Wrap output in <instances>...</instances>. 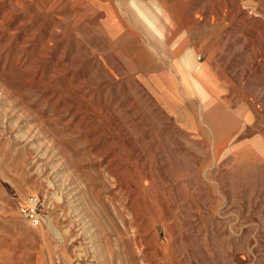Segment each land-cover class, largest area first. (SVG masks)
<instances>
[{
    "label": "rangeland",
    "instance_id": "rangeland-1",
    "mask_svg": "<svg viewBox=\"0 0 264 264\" xmlns=\"http://www.w3.org/2000/svg\"><path fill=\"white\" fill-rule=\"evenodd\" d=\"M0 264H264V0H0Z\"/></svg>",
    "mask_w": 264,
    "mask_h": 264
},
{
    "label": "built area",
    "instance_id": "built-area-1",
    "mask_svg": "<svg viewBox=\"0 0 264 264\" xmlns=\"http://www.w3.org/2000/svg\"><path fill=\"white\" fill-rule=\"evenodd\" d=\"M38 206L39 201L37 199H32L24 206L22 210V217L31 228H36L38 225Z\"/></svg>",
    "mask_w": 264,
    "mask_h": 264
},
{
    "label": "crops",
    "instance_id": "crops-1",
    "mask_svg": "<svg viewBox=\"0 0 264 264\" xmlns=\"http://www.w3.org/2000/svg\"><path fill=\"white\" fill-rule=\"evenodd\" d=\"M175 50L178 51V52L181 54V53H183V50H185V49H184V48L182 49V46L176 44V46H175ZM179 53H177V54H179ZM178 56H179V55L176 56V59L179 60ZM178 60H177V61H178Z\"/></svg>",
    "mask_w": 264,
    "mask_h": 264
}]
</instances>
